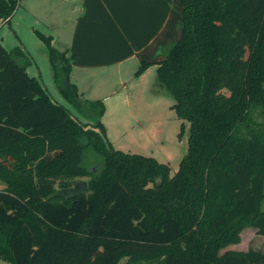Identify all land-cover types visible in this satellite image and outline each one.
Listing matches in <instances>:
<instances>
[{"label": "trees", "instance_id": "trees-1", "mask_svg": "<svg viewBox=\"0 0 264 264\" xmlns=\"http://www.w3.org/2000/svg\"><path fill=\"white\" fill-rule=\"evenodd\" d=\"M16 3L0 0V19ZM181 4V38L164 48L156 78L190 125L174 175L154 157L114 148L100 120L104 103L80 98L52 37L36 31L55 83L94 123L54 102L27 73L26 54L0 43V260L264 264V252L225 251L247 227L264 237V0ZM89 150L102 159L97 173L85 162ZM84 178L81 195L53 196Z\"/></svg>", "mask_w": 264, "mask_h": 264}, {"label": "crops", "instance_id": "crops-1", "mask_svg": "<svg viewBox=\"0 0 264 264\" xmlns=\"http://www.w3.org/2000/svg\"><path fill=\"white\" fill-rule=\"evenodd\" d=\"M53 3L54 10L42 12L46 14L42 18L43 32L35 28L33 31L52 37L53 47L67 52L70 82L78 90L86 84L90 90L97 87L95 97L103 100L106 109L102 123L125 106L132 109V97L154 93L157 63L164 59V48L181 38V0H53ZM26 56L31 65L33 60ZM143 61L151 64L138 73ZM53 81L58 89L54 77ZM73 110L70 109L72 113ZM4 188L0 183V190Z\"/></svg>", "mask_w": 264, "mask_h": 264}, {"label": "rangeland", "instance_id": "rangeland-1", "mask_svg": "<svg viewBox=\"0 0 264 264\" xmlns=\"http://www.w3.org/2000/svg\"><path fill=\"white\" fill-rule=\"evenodd\" d=\"M16 1V9L12 17L8 21L0 19V43L10 51L15 49L26 51V54L33 60L26 69L29 76L36 77L54 102L64 105L69 110L74 109L72 114L83 121L94 123V119L88 118V115L78 107L74 108L54 86L53 67L48 59V47L33 31L35 28L43 32L41 24L45 22V19L42 18H45L46 14L42 12L54 10L53 0ZM37 19L41 20L40 24L36 23ZM155 83L152 95L132 97V109L123 107L117 115H109V120L103 122V125L106 128V138L115 149L130 154L154 157L159 162L169 165L171 175H174L188 153L190 125L185 122V127H183V121L178 117L173 107V97L157 85V79ZM88 86L89 84L80 87V98L85 102H103L102 99L95 97L97 96V87L90 90ZM96 86L98 85L96 84ZM110 92L112 91L110 90ZM254 115L255 119L261 122L263 117ZM85 162L93 171L92 173L101 170L102 159L91 150L87 151ZM87 179L84 178L82 181H87ZM160 183L161 180H159ZM262 209L264 210V203ZM240 237L239 243L231 244L227 248L234 251L252 249L264 252V237L259 236L254 228H245ZM0 264L10 263L0 260Z\"/></svg>", "mask_w": 264, "mask_h": 264}, {"label": "water", "instance_id": "water-1", "mask_svg": "<svg viewBox=\"0 0 264 264\" xmlns=\"http://www.w3.org/2000/svg\"><path fill=\"white\" fill-rule=\"evenodd\" d=\"M89 171L93 172L92 170ZM87 188H88L87 181H80L73 187L58 190L53 196H60L66 199H72L81 195L84 191H86Z\"/></svg>", "mask_w": 264, "mask_h": 264}]
</instances>
